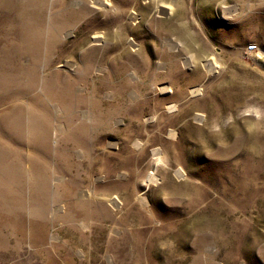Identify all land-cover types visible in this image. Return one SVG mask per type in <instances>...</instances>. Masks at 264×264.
I'll use <instances>...</instances> for the list:
<instances>
[{"label":"rangeland","instance_id":"rangeland-1","mask_svg":"<svg viewBox=\"0 0 264 264\" xmlns=\"http://www.w3.org/2000/svg\"><path fill=\"white\" fill-rule=\"evenodd\" d=\"M94 2L0 0V264H264V0Z\"/></svg>","mask_w":264,"mask_h":264},{"label":"bare ground","instance_id":"bare-ground-1","mask_svg":"<svg viewBox=\"0 0 264 264\" xmlns=\"http://www.w3.org/2000/svg\"><path fill=\"white\" fill-rule=\"evenodd\" d=\"M94 3H95L96 5L107 4V0H95ZM207 68H208V67H207ZM161 90H162V91H165V92H170L169 89L166 90L164 87L161 88ZM192 93H198V89H194V90L192 91ZM173 106H174V105H170V106L168 107V109L173 108ZM154 154H155V153H154ZM153 177H154V176L151 175V177L149 178L148 181L154 182L155 180H154ZM113 205H114V206H117L116 202H113Z\"/></svg>","mask_w":264,"mask_h":264},{"label":"built area","instance_id":"built-area-1","mask_svg":"<svg viewBox=\"0 0 264 264\" xmlns=\"http://www.w3.org/2000/svg\"><path fill=\"white\" fill-rule=\"evenodd\" d=\"M248 49H252L251 46Z\"/></svg>","mask_w":264,"mask_h":264}]
</instances>
